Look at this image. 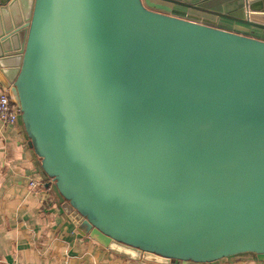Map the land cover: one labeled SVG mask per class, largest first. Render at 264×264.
<instances>
[{"label":"water","instance_id":"obj_1","mask_svg":"<svg viewBox=\"0 0 264 264\" xmlns=\"http://www.w3.org/2000/svg\"><path fill=\"white\" fill-rule=\"evenodd\" d=\"M243 1L0 0V83L81 236L138 264L264 261V0Z\"/></svg>","mask_w":264,"mask_h":264},{"label":"crops","instance_id":"obj_2","mask_svg":"<svg viewBox=\"0 0 264 264\" xmlns=\"http://www.w3.org/2000/svg\"><path fill=\"white\" fill-rule=\"evenodd\" d=\"M176 1L199 6L209 14L196 11L198 15L216 19L214 12L230 14L244 6L243 0ZM4 90L0 83V94ZM45 179L22 122L15 128L0 121V264H138L81 236L47 188H29L31 181L47 184ZM216 264L264 261L244 255Z\"/></svg>","mask_w":264,"mask_h":264},{"label":"built area","instance_id":"obj_3","mask_svg":"<svg viewBox=\"0 0 264 264\" xmlns=\"http://www.w3.org/2000/svg\"><path fill=\"white\" fill-rule=\"evenodd\" d=\"M21 119V111L19 107L14 102L13 98L11 97L10 93L6 91V93L0 94V121L6 126L17 127L20 125ZM29 188L33 191H42L46 189V184L38 182V181H31L29 183ZM49 192H51L50 188H47Z\"/></svg>","mask_w":264,"mask_h":264},{"label":"flooded vegetation","instance_id":"obj_4","mask_svg":"<svg viewBox=\"0 0 264 264\" xmlns=\"http://www.w3.org/2000/svg\"><path fill=\"white\" fill-rule=\"evenodd\" d=\"M196 146V145H195ZM168 149L170 150H177V149H181L182 146H176V145H173V144H170L169 146H166ZM184 147V146H183ZM186 147H189V146H186ZM170 155H177V154H170Z\"/></svg>","mask_w":264,"mask_h":264},{"label":"rangeland","instance_id":"obj_5","mask_svg":"<svg viewBox=\"0 0 264 264\" xmlns=\"http://www.w3.org/2000/svg\"><path fill=\"white\" fill-rule=\"evenodd\" d=\"M244 3V2H243ZM248 3V2H247ZM245 4V3H244ZM4 93H6V90H4Z\"/></svg>","mask_w":264,"mask_h":264}]
</instances>
